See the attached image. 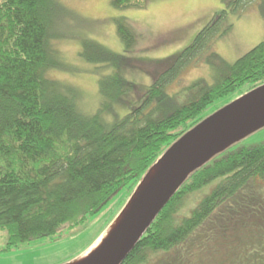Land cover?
<instances>
[{
    "label": "trees",
    "instance_id": "1",
    "mask_svg": "<svg viewBox=\"0 0 264 264\" xmlns=\"http://www.w3.org/2000/svg\"><path fill=\"white\" fill-rule=\"evenodd\" d=\"M149 2L112 5L139 9ZM257 5L264 13V0H229L145 87L121 73L137 60L94 38L83 40L81 56L109 69L100 75L99 107L89 114L80 90L57 77L73 73L56 45L63 2L0 0V231L7 234L6 250L83 225L127 189L125 207L166 150L210 115V104L263 84L264 41L233 63L213 49L233 27L224 24L228 12L242 15ZM112 20L131 50L137 37L129 20ZM197 59L217 69V80L199 78L171 94V83ZM116 104L129 111L122 114ZM227 150L190 175L122 264H264V190L236 199L248 182L264 187V143ZM197 193V204L183 214Z\"/></svg>",
    "mask_w": 264,
    "mask_h": 264
},
{
    "label": "rangeland",
    "instance_id": "2",
    "mask_svg": "<svg viewBox=\"0 0 264 264\" xmlns=\"http://www.w3.org/2000/svg\"><path fill=\"white\" fill-rule=\"evenodd\" d=\"M61 1L65 8L57 18L56 33L59 35L56 45L73 73L60 72L57 77L74 84L80 90V105L90 114L96 112L100 104V75L109 69L103 63L89 62L81 56L83 40L94 38L112 50L137 60L134 65L125 66L121 73L129 81L145 87L153 82L156 73L171 65L170 58L193 43L198 33L226 8L229 0H149L145 8L124 10L113 7L112 0ZM116 16L126 17L133 27L137 41L131 50H126L117 35L112 20ZM230 23L233 24L232 29L215 41L213 49L227 62L233 63L264 41V13L259 5L246 10L242 15L228 12L224 24ZM216 72L217 69L205 63L203 59L193 61L181 70L168 91L173 94L199 78L213 83L217 80ZM245 89L246 86L243 87V90ZM242 94L238 90L216 100L208 106L205 114H211L215 109L224 107ZM115 108H119L122 114L129 111L128 107L118 104ZM106 116L116 118L110 112H107ZM261 143H264V126L226 150L231 151L241 146L252 147ZM212 186L213 184L209 185L208 190ZM263 190L264 187H256L248 182L237 193L236 199L249 197ZM199 196L197 193L188 198L183 214L189 212L188 207L197 204ZM127 198L128 190L124 189L117 193L101 212L83 225L64 229L53 237L21 243L11 250H6L7 234L0 231V264L71 263L95 243L110 220L124 206Z\"/></svg>",
    "mask_w": 264,
    "mask_h": 264
},
{
    "label": "water",
    "instance_id": "3",
    "mask_svg": "<svg viewBox=\"0 0 264 264\" xmlns=\"http://www.w3.org/2000/svg\"><path fill=\"white\" fill-rule=\"evenodd\" d=\"M263 126L264 83L219 108L175 141L151 168L102 243L68 264H122L195 170ZM158 164L159 169L143 186Z\"/></svg>",
    "mask_w": 264,
    "mask_h": 264
},
{
    "label": "crops",
    "instance_id": "4",
    "mask_svg": "<svg viewBox=\"0 0 264 264\" xmlns=\"http://www.w3.org/2000/svg\"><path fill=\"white\" fill-rule=\"evenodd\" d=\"M125 208H126V206L121 207L120 211L117 214H115V217L113 219L111 218L112 220H110L106 229L100 233V235L96 239L95 243H93V245L90 246L81 256H86V255L90 254L93 250H95L99 246L100 243H102V241L108 236V234L112 230V225H115L121 219L123 212H124L123 210ZM92 218H94V217H92Z\"/></svg>",
    "mask_w": 264,
    "mask_h": 264
},
{
    "label": "bare ground",
    "instance_id": "5",
    "mask_svg": "<svg viewBox=\"0 0 264 264\" xmlns=\"http://www.w3.org/2000/svg\"><path fill=\"white\" fill-rule=\"evenodd\" d=\"M160 164H158L157 166H155L153 168V170L150 172L149 176L147 177V179L145 180V182L143 183V186L146 184V182L156 173V171L159 169Z\"/></svg>",
    "mask_w": 264,
    "mask_h": 264
}]
</instances>
